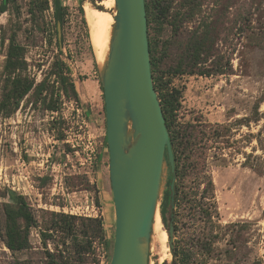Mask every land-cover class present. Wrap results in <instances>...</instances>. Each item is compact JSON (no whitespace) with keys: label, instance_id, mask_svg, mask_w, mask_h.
I'll list each match as a JSON object with an SVG mask.
<instances>
[{"label":"rangeland","instance_id":"374dc122","mask_svg":"<svg viewBox=\"0 0 264 264\" xmlns=\"http://www.w3.org/2000/svg\"><path fill=\"white\" fill-rule=\"evenodd\" d=\"M170 1L168 17L152 9L147 24L159 61L153 75L177 91L174 124L193 139L179 162L172 248L167 236L149 264H264V0ZM60 2V38L54 0H8L0 13V94L12 35L21 77L33 82L11 117L0 114V264H108L112 255L103 96L80 12L87 3L104 7ZM204 34L213 51L197 67L214 74L174 72L187 39ZM59 61L65 84L47 110L48 93L43 102L33 88L55 79ZM167 175L164 166L159 214ZM10 193L24 197L32 216L24 250L6 245L5 212L17 208Z\"/></svg>","mask_w":264,"mask_h":264},{"label":"water","instance_id":"95a60500","mask_svg":"<svg viewBox=\"0 0 264 264\" xmlns=\"http://www.w3.org/2000/svg\"><path fill=\"white\" fill-rule=\"evenodd\" d=\"M113 1L114 23L108 55L99 67L115 213L108 264H149L164 166L171 176L170 213L165 231L172 248L174 158L150 71L144 0ZM57 31L60 38L59 25Z\"/></svg>","mask_w":264,"mask_h":264},{"label":"trees","instance_id":"16d2710c","mask_svg":"<svg viewBox=\"0 0 264 264\" xmlns=\"http://www.w3.org/2000/svg\"><path fill=\"white\" fill-rule=\"evenodd\" d=\"M91 3L101 2L102 0H89ZM145 11L147 17V24L151 20V10H155V15H162L168 17L171 1L170 0H150L148 3L144 0ZM8 0H1L0 2V13H4L7 10ZM102 10V9H100ZM80 12L84 14L82 7H80ZM54 21L55 24H59L60 28L63 26V7L60 0H54ZM85 23V20H84ZM57 32V31H56ZM178 33V29L176 30ZM205 34L201 37L188 38L185 43V48L181 52L180 62L177 64L178 69L176 73L178 74H196L199 76H210L214 73L209 71V69H199L197 66L203 64V59L200 58L201 55H209L213 51L211 39V45L206 43ZM61 45V39L58 40V48ZM91 48V47H90ZM148 50L150 55V71L152 74L153 86L155 92L157 93V99L159 105L161 106L162 115L164 118L165 127L170 139L171 149L174 158V176H175V186H174V205L176 206L179 200V186L177 184V179L181 178V173L179 169V162L181 160V155L185 152L189 146H191V140L193 139L192 132H188L179 125L174 124L173 114L176 110L177 99L173 93L177 91H172L171 93L165 91L166 84L162 81L161 77L155 76L158 59L154 54V47L152 42L148 38ZM95 64V60L93 57ZM182 63L184 67L182 68ZM62 63L60 61L52 68L50 71V76L55 79L48 83L49 79H42L33 88V93L37 99L45 101L42 99L43 93L46 91L48 93V103L46 105L47 110H54V103L58 100V90L59 86L62 87L65 84V76L62 71ZM96 65V64H95ZM3 87L0 94V114L4 118H9L16 110L19 99L26 95L33 87V82L29 81L27 77H21V47L15 42V36L12 35L9 40L6 59L3 67ZM100 83V81H99ZM101 88V86H100ZM102 91V89H101ZM192 138V139H191ZM104 147L107 150L106 137L103 138ZM171 176L168 174L166 179L167 189L164 191L160 203V217L163 226L167 229L169 221V182ZM10 199L12 203L17 207L15 210L8 209L5 212L6 216V245L11 251H19L27 249L29 246L28 234L29 228L32 222V216L28 211L27 203L21 195L15 193H10ZM21 219L25 223V227L21 229L18 224V220ZM162 264H166L163 262Z\"/></svg>","mask_w":264,"mask_h":264},{"label":"bare ground","instance_id":"6f19581e","mask_svg":"<svg viewBox=\"0 0 264 264\" xmlns=\"http://www.w3.org/2000/svg\"><path fill=\"white\" fill-rule=\"evenodd\" d=\"M100 5L103 10L92 7L90 4L84 6V16L89 29L91 46L93 50L95 63L102 67L106 62L109 50V42L114 12L113 0H103ZM112 11V12H111ZM96 66V67H98ZM167 239L166 231L163 228L162 220L159 212L156 213L152 225V233L150 239V251L155 252L163 250ZM168 244V243H167ZM169 251V250H168ZM163 257H161L162 259ZM161 262V261H160Z\"/></svg>","mask_w":264,"mask_h":264}]
</instances>
